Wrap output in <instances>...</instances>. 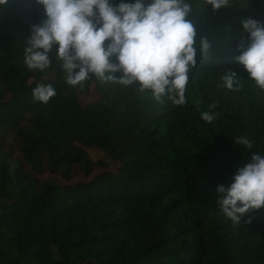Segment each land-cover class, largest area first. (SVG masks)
I'll return each mask as SVG.
<instances>
[{
  "label": "trees",
  "instance_id": "1",
  "mask_svg": "<svg viewBox=\"0 0 264 264\" xmlns=\"http://www.w3.org/2000/svg\"><path fill=\"white\" fill-rule=\"evenodd\" d=\"M189 2L198 63L183 105L94 76L70 86L55 51L48 69H29L25 39L43 8L0 5V264H264V207L233 223L216 204L217 186L264 154V89L233 60L241 20L264 21V0ZM40 83L55 89L47 103L33 97Z\"/></svg>",
  "mask_w": 264,
  "mask_h": 264
},
{
  "label": "clouds",
  "instance_id": "2",
  "mask_svg": "<svg viewBox=\"0 0 264 264\" xmlns=\"http://www.w3.org/2000/svg\"><path fill=\"white\" fill-rule=\"evenodd\" d=\"M8 0H0L6 5ZM45 19L30 26L25 39L24 63L43 72L55 51L61 61L65 82L84 87L93 76L100 82L137 85L158 102L167 97L174 105L186 103L189 73L196 67L194 47L197 28L189 18V0H36ZM213 11L229 0H203ZM247 34L237 44L233 60L242 65L247 79L264 89V21L241 20ZM199 51L207 54L209 44L199 39ZM237 73L227 70L221 77L229 90L239 85ZM35 100L47 103L55 93L51 84H37ZM211 123L214 114L201 113ZM235 143L251 148L238 137ZM216 204L233 223H240L251 211L264 207V154L252 153L249 161L232 171L226 184L216 188ZM251 217L245 222H250Z\"/></svg>",
  "mask_w": 264,
  "mask_h": 264
},
{
  "label": "rangeland",
  "instance_id": "3",
  "mask_svg": "<svg viewBox=\"0 0 264 264\" xmlns=\"http://www.w3.org/2000/svg\"><path fill=\"white\" fill-rule=\"evenodd\" d=\"M89 99H86V101H88ZM90 155L93 159H101L102 161H105L108 165V169L109 170H114L116 168V164L108 157L106 156L103 152L101 151H98V150H94V149H91L90 150ZM100 170L99 169H96L94 171V173H98ZM52 177L50 174H46L44 176H40L39 178L41 180H44V179H47V178H50ZM82 179V178H79V180Z\"/></svg>",
  "mask_w": 264,
  "mask_h": 264
}]
</instances>
